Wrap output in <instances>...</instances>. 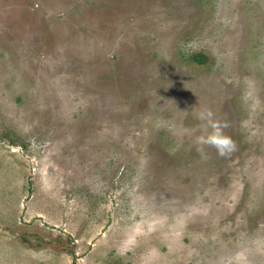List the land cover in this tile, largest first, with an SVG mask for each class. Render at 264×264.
Returning a JSON list of instances; mask_svg holds the SVG:
<instances>
[{
  "label": "rangeland",
  "instance_id": "rangeland-1",
  "mask_svg": "<svg viewBox=\"0 0 264 264\" xmlns=\"http://www.w3.org/2000/svg\"><path fill=\"white\" fill-rule=\"evenodd\" d=\"M0 264H264V0H0Z\"/></svg>",
  "mask_w": 264,
  "mask_h": 264
},
{
  "label": "clouds",
  "instance_id": "clouds-1",
  "mask_svg": "<svg viewBox=\"0 0 264 264\" xmlns=\"http://www.w3.org/2000/svg\"><path fill=\"white\" fill-rule=\"evenodd\" d=\"M198 119L205 122L204 132L196 137L198 146H212L221 157L230 155L235 151V142L224 132V129L228 127L226 121L215 118L210 108L201 110L198 113ZM198 151H203V148L198 147Z\"/></svg>",
  "mask_w": 264,
  "mask_h": 264
}]
</instances>
